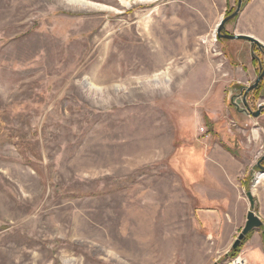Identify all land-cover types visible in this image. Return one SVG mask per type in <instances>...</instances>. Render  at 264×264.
I'll return each instance as SVG.
<instances>
[{"label":"rangeland","instance_id":"obj_1","mask_svg":"<svg viewBox=\"0 0 264 264\" xmlns=\"http://www.w3.org/2000/svg\"><path fill=\"white\" fill-rule=\"evenodd\" d=\"M237 4L0 0V264H225L264 182V52L216 34ZM219 147L244 209L199 195Z\"/></svg>","mask_w":264,"mask_h":264},{"label":"crops","instance_id":"obj_2","mask_svg":"<svg viewBox=\"0 0 264 264\" xmlns=\"http://www.w3.org/2000/svg\"><path fill=\"white\" fill-rule=\"evenodd\" d=\"M226 6L224 8V12H226ZM232 33L240 36H249L255 40H257L262 46H264V0H250L246 3L245 7L242 9L239 17L237 18ZM236 43V42H235ZM250 43V42H249ZM248 48L245 46L250 53L254 52V45L248 44ZM251 64H253V58L251 57ZM245 66V64H243ZM264 91V87H263ZM224 149V150H223ZM216 148L213 149L212 153L207 158V162L205 160V166L202 169V180L203 182L197 184L199 195L203 196L204 200V192L202 191L203 187L201 184H204L207 181L216 183L215 191H211L214 193V196L210 198L207 197L204 201H207V206L209 207H217V208H225L226 210H230L233 208H246V203L242 197V190L244 188H249V184H247L244 180V176L240 179H237L238 186L225 184L224 178L229 176L224 173L225 170L227 172H231L234 168L247 167V165L238 159H235L234 156L226 150ZM257 167V165H256ZM225 176V177H223ZM214 177V178H213ZM230 178V176H229ZM232 182H233V178ZM234 183V182H233ZM258 190H256V196L254 198L255 205L258 206V215L263 222V228L260 230H255L250 233L247 237V241L244 246V254H252L254 260L258 263L264 264V249H263V239H264V182L259 184ZM202 189V190H201ZM197 191V190H196ZM249 192H247L248 194ZM246 194V195H247ZM253 195V194H252ZM249 201V200H248ZM250 204V203H249ZM255 206V207H256ZM251 207V206H250ZM246 223V222H245ZM242 221H238L234 225L235 232L239 230L242 226ZM230 226L231 224H226ZM225 225V226H226ZM250 262L249 258L247 257ZM251 264V262H250Z\"/></svg>","mask_w":264,"mask_h":264},{"label":"water","instance_id":"obj_3","mask_svg":"<svg viewBox=\"0 0 264 264\" xmlns=\"http://www.w3.org/2000/svg\"><path fill=\"white\" fill-rule=\"evenodd\" d=\"M242 3H243V0H238V4H237V8H236L235 12L232 15L221 20V22L219 23V25L217 26V29H216L217 37L220 39H226L229 41H248L251 44L257 46V48H259L260 50L264 51V46H262L257 40H255L249 36H240V35H235V34H223L225 27H226V24L239 15V13L242 9ZM263 80H264V70L262 71L260 76L257 78L255 83L251 87L246 89L245 97L250 92L254 91ZM244 105L247 107V103H246L245 99H244ZM263 111H264V104L259 106L256 113H251V114L254 117H259L263 113ZM247 112L248 113L250 112V109L248 107H247ZM263 160H264V157L257 164V168L262 172L261 174L264 173V167L261 166V162ZM247 197H248V200H249V203L251 206V210L247 214L246 223H245L243 230L240 232L237 239L235 240V242L232 245L233 251L237 250L241 246V244L243 243L245 238L250 233H252L255 230H259L263 227L262 220L260 219L259 216H257V214L254 211L255 201H254L252 193L249 192L247 194ZM215 264H217V263H215Z\"/></svg>","mask_w":264,"mask_h":264},{"label":"trees","instance_id":"obj_4","mask_svg":"<svg viewBox=\"0 0 264 264\" xmlns=\"http://www.w3.org/2000/svg\"><path fill=\"white\" fill-rule=\"evenodd\" d=\"M244 1L247 3L249 0H244ZM256 47H257V46H256ZM261 51H263V50H261ZM263 52H264V51H263ZM260 91H261V85H260L259 87L256 88L255 93H256V92H259V93L255 94L254 99L257 100V98L260 97V96H259ZM247 237H248V236H247ZM247 237L245 238V240L243 241V243L241 244V246L244 245V244L246 243V241H247ZM241 246H240L237 250H235V251L232 250V252H231L229 255L226 256L225 261L228 260V259H231V258H234V257L238 256L239 253H240ZM263 249H264V239H263Z\"/></svg>","mask_w":264,"mask_h":264},{"label":"built area","instance_id":"obj_5","mask_svg":"<svg viewBox=\"0 0 264 264\" xmlns=\"http://www.w3.org/2000/svg\"><path fill=\"white\" fill-rule=\"evenodd\" d=\"M225 264H250V262L247 260L246 257H243V255L241 254L234 258L227 260Z\"/></svg>","mask_w":264,"mask_h":264},{"label":"flooded vegetation","instance_id":"obj_6","mask_svg":"<svg viewBox=\"0 0 264 264\" xmlns=\"http://www.w3.org/2000/svg\"><path fill=\"white\" fill-rule=\"evenodd\" d=\"M261 166H263V167H264V160L261 162Z\"/></svg>","mask_w":264,"mask_h":264},{"label":"bare ground","instance_id":"obj_7","mask_svg":"<svg viewBox=\"0 0 264 264\" xmlns=\"http://www.w3.org/2000/svg\"><path fill=\"white\" fill-rule=\"evenodd\" d=\"M262 176H263V175L260 174V177H259V178H261Z\"/></svg>","mask_w":264,"mask_h":264}]
</instances>
